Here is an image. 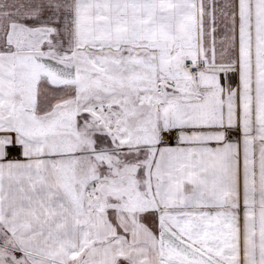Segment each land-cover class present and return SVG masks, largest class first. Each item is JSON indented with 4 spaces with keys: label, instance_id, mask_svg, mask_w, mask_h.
Returning <instances> with one entry per match:
<instances>
[{
    "label": "snow or ice",
    "instance_id": "obj_1",
    "mask_svg": "<svg viewBox=\"0 0 264 264\" xmlns=\"http://www.w3.org/2000/svg\"><path fill=\"white\" fill-rule=\"evenodd\" d=\"M0 264H264V0H0Z\"/></svg>",
    "mask_w": 264,
    "mask_h": 264
}]
</instances>
